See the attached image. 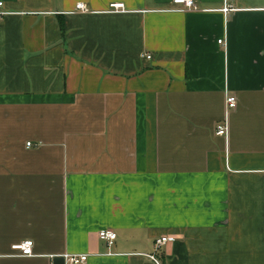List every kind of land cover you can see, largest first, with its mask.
Wrapping results in <instances>:
<instances>
[{"label":"crops","instance_id":"1","mask_svg":"<svg viewBox=\"0 0 264 264\" xmlns=\"http://www.w3.org/2000/svg\"><path fill=\"white\" fill-rule=\"evenodd\" d=\"M195 1L0 0V264H264V0Z\"/></svg>","mask_w":264,"mask_h":264},{"label":"built area","instance_id":"2","mask_svg":"<svg viewBox=\"0 0 264 264\" xmlns=\"http://www.w3.org/2000/svg\"><path fill=\"white\" fill-rule=\"evenodd\" d=\"M230 1V0H227ZM176 4L183 5L188 10L196 11L198 10L197 4L195 0H175ZM124 4H112L110 6V10L112 13H120L124 11ZM4 3L0 2V18L4 17L7 13L3 10ZM77 9L80 10L83 13H87V9L85 8L84 4H78ZM225 12L230 11V8H225ZM219 44L222 46H225L224 40H219ZM151 58V57H149ZM226 106L227 109H234L237 106V99L236 97H229L226 100ZM216 134L221 137H228L229 135V125L227 122L224 124H221L217 127ZM28 147H31L32 144L28 143ZM99 239L102 241L108 242V244L111 246L114 244V242L117 239V234L114 231L105 230L99 233ZM174 241V238L171 237H162L156 240L155 242V253L151 255H147V257L153 261L155 264H161L159 259L157 258V251L164 245H166L168 242ZM34 243L32 241H26L22 244L16 245L13 247V250L18 252L16 255L19 257H34ZM64 258L66 264H86L88 261V255H62ZM53 259V257H51ZM50 264H54L51 260Z\"/></svg>","mask_w":264,"mask_h":264}]
</instances>
